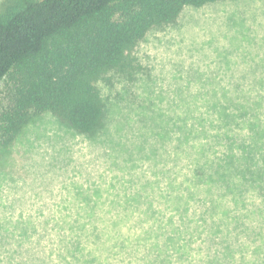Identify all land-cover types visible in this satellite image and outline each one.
<instances>
[{"label":"rangeland","instance_id":"obj_1","mask_svg":"<svg viewBox=\"0 0 264 264\" xmlns=\"http://www.w3.org/2000/svg\"><path fill=\"white\" fill-rule=\"evenodd\" d=\"M131 58L133 77L116 73L99 83L106 111L99 134L81 135L49 113L0 158V264H61L98 251L111 264H137L122 250L102 252L90 234H108L125 215L136 221L122 224L120 236L132 241L148 227L138 223L142 216L179 221L166 197L170 179L180 183L192 172L180 155L184 123L209 120L216 116L211 104L229 101H257L264 123V0L187 7L175 24L151 31ZM207 140L191 133L195 148ZM261 153L264 160V146ZM202 238L191 244L195 250Z\"/></svg>","mask_w":264,"mask_h":264},{"label":"trees","instance_id":"obj_2","mask_svg":"<svg viewBox=\"0 0 264 264\" xmlns=\"http://www.w3.org/2000/svg\"><path fill=\"white\" fill-rule=\"evenodd\" d=\"M225 1L3 0L0 158L30 122L49 113L81 135L99 134L106 118L99 83L116 73L133 77L132 51L151 31L175 24L185 8ZM253 103L216 102L210 105L215 117L184 123L180 155L193 163L192 172L180 183L170 179L166 197L178 222L165 214L142 216L138 223L148 227L132 241L120 229L136 219L120 216L108 223L113 231L90 234L97 248L122 250L137 264H264V123L260 104ZM208 128L214 133L208 135ZM193 130L208 138L197 148L190 144ZM250 193L256 195L252 207ZM98 220L105 223L89 217ZM201 236L195 250L191 244ZM250 252L255 258L245 260ZM100 255L61 264H111Z\"/></svg>","mask_w":264,"mask_h":264}]
</instances>
